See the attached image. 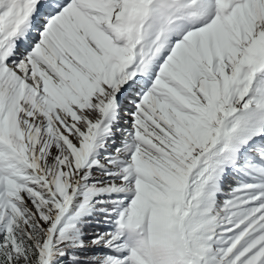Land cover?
<instances>
[{"label":"snow or ice","instance_id":"obj_1","mask_svg":"<svg viewBox=\"0 0 264 264\" xmlns=\"http://www.w3.org/2000/svg\"><path fill=\"white\" fill-rule=\"evenodd\" d=\"M0 264H264V0H0Z\"/></svg>","mask_w":264,"mask_h":264},{"label":"rangeland","instance_id":"obj_2","mask_svg":"<svg viewBox=\"0 0 264 264\" xmlns=\"http://www.w3.org/2000/svg\"><path fill=\"white\" fill-rule=\"evenodd\" d=\"M232 183V181H230L229 177L225 180V191H227L228 187L230 186V184ZM221 199H223V197H221ZM93 229H88V231H92Z\"/></svg>","mask_w":264,"mask_h":264}]
</instances>
